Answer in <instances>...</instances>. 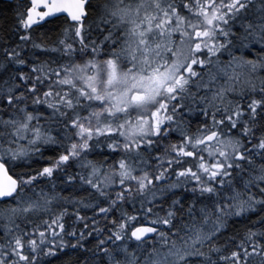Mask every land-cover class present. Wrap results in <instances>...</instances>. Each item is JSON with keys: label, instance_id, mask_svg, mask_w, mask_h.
<instances>
[{"label": "snow or ice", "instance_id": "6c2138e0", "mask_svg": "<svg viewBox=\"0 0 264 264\" xmlns=\"http://www.w3.org/2000/svg\"><path fill=\"white\" fill-rule=\"evenodd\" d=\"M0 264H264V0L0 7Z\"/></svg>", "mask_w": 264, "mask_h": 264}, {"label": "trees", "instance_id": "16d2710c", "mask_svg": "<svg viewBox=\"0 0 264 264\" xmlns=\"http://www.w3.org/2000/svg\"><path fill=\"white\" fill-rule=\"evenodd\" d=\"M10 6V0H3V3L0 4V7Z\"/></svg>", "mask_w": 264, "mask_h": 264}]
</instances>
